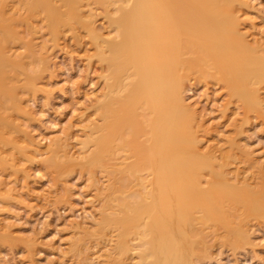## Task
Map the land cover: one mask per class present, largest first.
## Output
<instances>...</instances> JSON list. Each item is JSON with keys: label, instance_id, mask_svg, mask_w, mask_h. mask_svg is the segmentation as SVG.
Wrapping results in <instances>:
<instances>
[{"label": "bare ground", "instance_id": "1", "mask_svg": "<svg viewBox=\"0 0 264 264\" xmlns=\"http://www.w3.org/2000/svg\"><path fill=\"white\" fill-rule=\"evenodd\" d=\"M243 5L241 0H0V127L11 128L16 121H9L4 115L8 108L24 113L22 102L16 98L17 83L8 86L10 80L19 76L13 74L10 78L13 60L18 59L19 65L24 59L32 60L25 52H21L23 58L15 56L12 49L21 41L23 27L31 37V51L37 45L35 39L46 30L54 35L64 29L83 30L93 47L89 59L101 66L107 83L98 97L94 95V102L91 100L100 133L88 131L90 145L81 148L83 157L79 160L88 167L100 164L110 172L104 189L110 192L104 196L99 225H111L119 231L115 264H129V257L134 255L137 260L135 256L132 260L136 263L143 260L145 264H194L192 246H198L194 243L199 242V229L228 226V208L240 198L242 201L243 196V215H232L238 220L233 229L235 239L244 236L242 225L247 219H264L263 192L257 190V195L253 192L246 196L242 188H232L234 185L230 186L225 176H229L230 163L222 164L219 173L215 171L211 164L215 147L209 144L208 151L203 152L204 134L199 135L196 118L199 116L191 114L183 96L185 83L191 77L210 79L220 83L230 100L240 102L244 111L262 113L260 97L251 80L259 76L264 82V55L259 54L258 47L252 48L240 28L238 14ZM98 12L105 21L102 29L95 25ZM8 93L14 97L11 107ZM16 129L10 133L0 130L2 166L9 165L6 157L14 148L19 155L15 156L19 158L17 165L19 161L32 163L44 156L39 144ZM9 134L12 137L8 138ZM14 140L23 145L14 147ZM58 143L54 139L51 149L47 146L46 152L52 154L42 160L52 163V167L56 164L54 159L58 161L57 149H62ZM118 156L122 161L115 163L121 159ZM16 164L10 166L21 171ZM206 173L214 181L203 182ZM222 175L225 178L218 180ZM81 241L71 242L70 248L89 260V248H81Z\"/></svg>", "mask_w": 264, "mask_h": 264}, {"label": "rangeland", "instance_id": "2", "mask_svg": "<svg viewBox=\"0 0 264 264\" xmlns=\"http://www.w3.org/2000/svg\"><path fill=\"white\" fill-rule=\"evenodd\" d=\"M241 2L244 4L241 11L243 9L244 12L240 11L238 14L241 18L240 28L246 34L252 48L258 47L262 56L264 0ZM99 15L101 14L96 16L95 25L102 29L105 21ZM24 29L23 27V31L20 32L22 36L19 34L21 41L15 43L12 49L17 54L15 56L19 54L23 58L25 54L32 60L24 59L19 65V60L14 59L10 68L12 74L10 78L13 74L14 77L19 76L14 79L15 81L8 82L10 87L12 83H17L19 88L16 98L22 102L24 113H18L12 108L3 111L9 121H16L12 122L11 128L1 126L0 130L2 133H6L5 131L10 133L11 129L19 126L16 130L26 132L35 144H39L41 149H44L42 151L44 156L32 163L19 161L20 164L17 165L16 160L19 158L16 159L15 156L19 155L15 154L14 147H21L23 144L19 143L20 140H14L12 147L14 149H11L9 156L6 157L9 165H0V222H2L0 264H115L117 256L115 244L117 245L119 239V231L111 225H99V220L102 219L100 210L105 205L104 196L110 192L108 189L104 190L109 184L107 174L110 172L100 164V167L96 165L88 167L85 161L79 160L83 157L82 149L90 145L88 131L93 129L100 133L97 130L99 118L95 116L91 100L101 94L103 86L107 83L102 78V68L95 59H89L93 47L83 30L64 29L60 35L47 34L48 30H41L42 33L38 36L40 40L35 39L37 45L33 46L31 51L32 48L30 49L28 45L31 37ZM249 29L256 36H252ZM251 82L254 84L252 88L257 97H260L259 110L262 109V113L244 111L240 102L230 100L226 89L224 90L220 83L210 79L205 81L195 76L191 77L185 83L183 94L191 114L199 116L196 118L199 125L198 133L204 134L201 140V145L205 146L203 152L208 151L207 145H214L215 148L211 152L216 161L212 159L211 164L213 163L215 171L220 172V166L226 162L230 163L227 167L230 171L229 176L225 175L230 181L229 185H234L232 188L236 189L242 188L246 196L253 195V192L257 195V190L264 193V82H261L259 76H255ZM7 98L8 107H11L14 97L8 93ZM9 135L8 138L12 137ZM54 139L59 142L60 148L62 146V149H57L58 161L54 159L56 164L53 167H58L56 170L51 166L52 163H49L50 167L48 161H42L52 154L47 152L49 148L51 149ZM64 143L67 145L64 146ZM0 150L4 149L0 146ZM66 153H69L68 156ZM2 156L5 154L2 153ZM202 160L206 161L204 158ZM119 161L121 162L122 158L114 162ZM42 162H45L47 167ZM14 164L21 171H15L11 167ZM209 175L206 173L202 181L212 179ZM225 176L222 175L218 180H223ZM239 200L232 208H228L232 219L229 218L228 226L217 225L213 228L208 226L199 229L202 237L198 234L199 242L194 243L198 246L191 247L192 251L194 250L192 256L194 264H264V219L253 217L247 219L242 225L244 236L241 240L235 239L234 228L237 227L238 220L232 215H243L244 205L241 203L245 204L244 196L242 201L241 198ZM89 234L92 236L88 237ZM76 240L78 242L84 240L81 241L82 244H78L81 248L83 246L89 248L87 252L89 260H85L78 252L75 253L72 247L70 250V245ZM134 256H131V259L127 257V263L135 264L137 259L135 256L136 260H132ZM142 261L136 264H142Z\"/></svg>", "mask_w": 264, "mask_h": 264}]
</instances>
